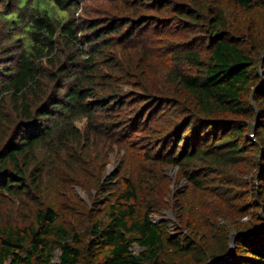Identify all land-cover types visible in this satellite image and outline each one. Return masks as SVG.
I'll return each instance as SVG.
<instances>
[{"label":"trees","instance_id":"16d2710c","mask_svg":"<svg viewBox=\"0 0 264 264\" xmlns=\"http://www.w3.org/2000/svg\"><path fill=\"white\" fill-rule=\"evenodd\" d=\"M3 1L0 197L18 205L0 215V264H162L166 247L177 264L225 256L230 230H217L215 219L264 215V0H102L109 9L91 20L70 14L86 0ZM226 8L243 12L236 26ZM172 25L180 38L196 35L178 45V58L196 72L169 70L174 91L144 87L146 112L115 117L127 101L116 74L126 79L132 69L123 72L117 50H145L173 37ZM81 119L84 131L74 126ZM131 136L147 159L177 168L190 187L179 191L176 209L194 231L185 243L152 221L159 201L137 210L145 179L134 185L118 171L103 175L114 146ZM246 170L249 184L229 179ZM232 185L247 187L239 200L249 202L234 205ZM73 187L93 191V211L102 208L99 219L85 217V233L79 215L68 221L62 209ZM263 223L236 222L232 259L211 264H264ZM201 232L216 233L217 242L193 259Z\"/></svg>","mask_w":264,"mask_h":264},{"label":"rangeland","instance_id":"374dc122","mask_svg":"<svg viewBox=\"0 0 264 264\" xmlns=\"http://www.w3.org/2000/svg\"><path fill=\"white\" fill-rule=\"evenodd\" d=\"M104 2L105 1L102 0H86L79 10H77L74 14L73 12H70V14L75 17H80V19L83 20H91L95 17H99L100 15L98 13L100 11L102 12V10H106L107 8L109 9V4ZM3 5L4 1L0 0V12H2ZM226 10L228 22H230L231 25L236 26L237 22L241 19L243 12L232 10V8H226ZM61 15L64 17L68 16L66 14ZM6 28L7 23L0 14V31ZM166 29L172 33L173 37L165 36L163 37V41L157 40L156 42L150 44L149 47H145V50L127 48L126 46V48L121 47L117 50V63H119L124 68L123 72L126 71L125 69H128V64L132 69H128L126 71L128 73L126 79H123L121 76H119L122 71H119L116 74L117 78L119 77L118 79H120L118 86L121 90L120 95H122L124 99H127V101L120 109V106H118V108H116L117 110L112 112L114 113L115 117L118 116V112H120L124 118H132L141 112H146L147 102L146 100L141 99L143 96L141 89L144 87L159 91L163 89H170L174 91L175 84L172 81V78L169 77V70L179 69L189 74L196 72L194 68L189 67L178 58L180 42H186L187 40L193 38L192 35H196L192 34L191 36L187 35L186 37L188 38H180L182 31L178 28H174L172 25ZM148 34L149 36L152 34L156 35V33ZM135 44L137 43H134V45ZM128 71H131V73ZM125 75L126 74H124V76ZM249 102L252 104L251 99ZM7 104H10L8 99ZM163 109L165 110V107ZM86 124L87 120L81 119L80 121L75 122L74 126L78 130L84 131ZM253 130L254 128L252 131ZM138 138L139 137L133 138V136H131L129 139H126V142L114 146L113 152L107 158L103 175L108 176L113 174L115 171H118V179L121 181L127 179L132 181L134 185L141 184V182H143L142 180L145 179V185L144 187L142 186L143 191H140L138 201L135 203L137 210L139 213H141L145 208L146 203L155 200L157 202L159 201L160 207H158V209L151 214L152 221L158 224L161 229H163L166 236H170L181 243H185L184 238L192 235L191 232L194 233V231L186 225V218L181 216V212L176 209H178L177 207L180 206L182 202V197H180L179 191L187 189L189 190L190 187L187 185L186 181L181 180L177 168L161 165V163L152 161V159H149V157L147 159L146 155L148 150L138 148V145L135 141ZM102 150L103 147L100 146V151ZM102 162L103 161L101 160L98 162V164L100 163L103 165L104 163ZM229 179H234L238 182L240 181L241 184L245 183V185L249 184L251 181V177L248 175L247 170L245 172L240 171V173L235 175L231 173ZM218 189H220V192L224 193L233 190V194H231L237 199L235 200V204L233 202V204L236 206L241 205L245 201L249 202V196L244 198V201L239 200L242 194H247L245 193L247 187L242 189L240 187H233L232 185L230 190L227 188V186L220 188L218 187ZM71 192V198L62 201V203L64 202L62 204V209H66L65 207H67L68 212L70 211L68 213V217H66L68 221H75L73 220L74 217H70V213L79 215L77 220L80 223L79 225L82 229V232L85 233V229H83V227L87 226L85 217H90L94 220L99 219V217L102 216L100 212V209L102 208L97 209V211H93L94 207L92 206L91 201L93 197L92 195L94 194L93 191L87 192L83 188L81 189L79 187H73L71 188ZM16 205H18V203H14L8 197H0V215H9L11 212H13L12 210L16 208ZM223 205V203L219 204V209H217L220 210L221 208H224ZM29 210L32 212V205L27 203V207L24 208V214L27 215ZM259 218L264 219V215H262L261 211L253 209L250 210L248 215L244 218H239L235 213L230 212V214L226 213L225 218L215 219L214 225L218 228L217 230H219V228L221 229V227L228 228L230 230L229 234L227 235V241L223 242L224 247H227L226 254L229 251V245L231 241V238L229 241V236L231 233L237 231L236 229H233L234 224L238 222L240 224H244V226H246L245 228H247L248 226L257 222ZM74 226H76V224H74ZM80 227L77 228L80 229ZM200 234L203 236V240L200 241L199 246L196 248V253L194 254L193 259H196L195 255L199 250H206L217 242L216 233L215 235L211 234L212 237L208 236L204 232H201ZM135 249L138 248L135 246ZM165 256L166 258L162 259V264H174V262L177 264L178 259L176 258L179 256L177 255L176 251L166 247Z\"/></svg>","mask_w":264,"mask_h":264},{"label":"water","instance_id":"95a60500","mask_svg":"<svg viewBox=\"0 0 264 264\" xmlns=\"http://www.w3.org/2000/svg\"><path fill=\"white\" fill-rule=\"evenodd\" d=\"M234 235V233H231V235L229 236V241L231 236ZM232 255H233V242L230 241V245H229V251L227 252V254L225 256H221V257H216V259L209 261L205 264H211V263H216V262H220L223 259H226V261H229L232 259Z\"/></svg>","mask_w":264,"mask_h":264}]
</instances>
